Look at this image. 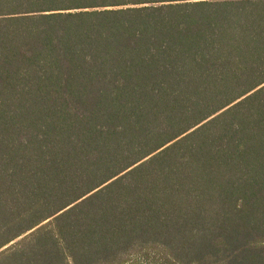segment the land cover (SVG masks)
<instances>
[{"label":"trees","instance_id":"trees-1","mask_svg":"<svg viewBox=\"0 0 264 264\" xmlns=\"http://www.w3.org/2000/svg\"><path fill=\"white\" fill-rule=\"evenodd\" d=\"M62 3L0 0V264H264V0Z\"/></svg>","mask_w":264,"mask_h":264},{"label":"snow or ice","instance_id":"snow-or-ice-1","mask_svg":"<svg viewBox=\"0 0 264 264\" xmlns=\"http://www.w3.org/2000/svg\"><path fill=\"white\" fill-rule=\"evenodd\" d=\"M22 3H30L32 0H21ZM92 3L98 4V7H92L63 0L62 6L71 12H102V13H118L127 10H161L171 8L173 6L199 3V0H92ZM51 14V13H45Z\"/></svg>","mask_w":264,"mask_h":264},{"label":"rangeland","instance_id":"rangeland-1","mask_svg":"<svg viewBox=\"0 0 264 264\" xmlns=\"http://www.w3.org/2000/svg\"><path fill=\"white\" fill-rule=\"evenodd\" d=\"M18 239H19V238H18ZM18 239H17V240H18ZM17 240H15V241H17ZM15 241H14V242H15Z\"/></svg>","mask_w":264,"mask_h":264}]
</instances>
